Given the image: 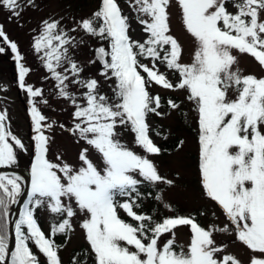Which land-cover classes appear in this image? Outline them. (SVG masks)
<instances>
[{"label": "snow or ice", "instance_id": "6c2138e0", "mask_svg": "<svg viewBox=\"0 0 264 264\" xmlns=\"http://www.w3.org/2000/svg\"><path fill=\"white\" fill-rule=\"evenodd\" d=\"M38 7L37 0H0L9 19ZM65 20L42 19L31 49L45 70L42 79L72 107L71 126L42 113L39 105H52L42 87L26 83L32 69L0 25L19 87L31 98L35 132L14 251L10 215L23 188L19 176L0 175V264H64L66 243L57 237L70 241L77 228L84 246L69 264H243L227 251L230 243L246 250L248 264H264V0H98L87 17ZM84 45L94 56L81 62L75 55ZM244 58L251 68L242 66ZM96 64L102 79L85 76ZM173 116L194 124L200 198L208 205L195 213L181 214L166 199L178 185L153 159L168 152L157 143L168 136L156 118ZM57 128L74 138L75 160L62 150L50 158L55 138L46 133ZM126 133L133 135L131 147ZM185 146L179 139L173 148L179 154ZM27 153L8 109L0 107V169ZM150 197L155 203L146 211ZM215 209L223 224L215 222ZM40 215L51 221L48 233ZM206 216L214 219L204 226L198 217ZM184 228L187 244L177 239ZM217 233L232 240L218 243Z\"/></svg>", "mask_w": 264, "mask_h": 264}, {"label": "rangeland", "instance_id": "374dc122", "mask_svg": "<svg viewBox=\"0 0 264 264\" xmlns=\"http://www.w3.org/2000/svg\"><path fill=\"white\" fill-rule=\"evenodd\" d=\"M75 3V0H37L39 7L35 10H28L23 18L20 20L9 19V13L0 8V25L4 26V31L11 41L18 44L21 53L25 55V66L32 69L29 76L26 78V83L37 87H42L45 91V96L49 99L52 108L44 105H39L42 113L50 120H55L57 123H64L66 126H71L73 111L72 107L67 104L66 101L58 99L55 94L51 91L52 82L45 81L42 78L46 75L41 62L38 57L33 53L31 49L32 37L36 34L34 30L37 29L40 21L49 16H55L56 18L65 17H87L97 7L98 0H79V7L71 9L70 3ZM123 3V0H121ZM20 25H23L21 27ZM71 25L69 24V27ZM178 29V25H176ZM186 48H191L190 41L185 38L184 40ZM91 46H96L95 41H91ZM0 47L5 48V52L0 54V89L7 88V91H0V107L8 109L11 121L12 130L15 134L20 137L28 148L27 154L19 155L21 166L28 169L31 161L34 160V137L35 132L30 120V109L31 98L27 93L19 87V69L15 55L8 48L0 38ZM75 58L78 61L86 62L90 58H93V52L90 51L88 45H84L80 48L79 52L76 53ZM242 66L251 68L252 61L250 58H244L242 60ZM98 66L90 65L86 71L85 76L92 75L96 76ZM97 79H102L96 76ZM105 91L107 87L105 86ZM110 94V93H109ZM162 96L175 95L170 92L162 91ZM54 109V110H53ZM191 116V114H189ZM157 129L163 130L164 134L168 136L167 140L157 138V143L162 147L173 142H178L179 139L186 141V146L182 152L176 154L174 150L168 149V152L164 153L160 157H153L155 162L158 164L162 174H165L170 179H175L178 187L166 193V199L176 207L181 214L188 212L195 213L201 207L208 206L206 201L200 198V186H199V174H198V159H197V138L193 131L194 124L189 127L186 121L181 120L177 116H173L170 119L160 120L156 118ZM54 136V142L52 144V151L49 153L50 158L54 159L53 153L56 150H62L66 154V158L70 161L75 160L78 146L74 143V138L65 131H61L57 128L51 133H46ZM125 142L132 146L133 135L126 133L122 138ZM140 151L139 149H135ZM178 174V175H177ZM22 184V182H21ZM152 198H148L144 202V209L150 210L154 206ZM210 207L215 208L214 205ZM219 220L215 222L217 224H223L226 218L215 209ZM169 214V213H165ZM123 215V213H122ZM124 218H127L126 215ZM128 219V218H127ZM202 225L207 226L212 222L211 217H198ZM42 228L48 233L51 221L47 215H40V221ZM190 233L187 228L181 229L178 233V242L187 244L189 241ZM217 242L232 240L231 236L226 234L217 233ZM66 242V248L62 251L64 263L69 262L70 255L74 250H78L84 246V239L82 233L77 228V233L72 237L70 241ZM227 251L235 254L243 264H248V253L238 243H230Z\"/></svg>", "mask_w": 264, "mask_h": 264}, {"label": "water", "instance_id": "95a60500", "mask_svg": "<svg viewBox=\"0 0 264 264\" xmlns=\"http://www.w3.org/2000/svg\"><path fill=\"white\" fill-rule=\"evenodd\" d=\"M7 174L9 176L16 175L21 178L23 195L20 197V203L18 205L13 206L11 209L10 220L12 221L10 225V251H14L15 247V232L14 225L15 222L19 219L20 212L23 208L24 203L28 200V195L30 192V184H31V174L30 170L24 167H10L0 169V175Z\"/></svg>", "mask_w": 264, "mask_h": 264}, {"label": "trees", "instance_id": "16d2710c", "mask_svg": "<svg viewBox=\"0 0 264 264\" xmlns=\"http://www.w3.org/2000/svg\"><path fill=\"white\" fill-rule=\"evenodd\" d=\"M75 2H77L78 4L75 5L74 2H73V3H70L69 7H71V9H75L76 7H79V8H80V6H78V5H79V4H82V3H79V0H75ZM94 47H95V46H94ZM93 56H94V53H93ZM97 66H98V68H99V65H98V64H97ZM28 103H29V105H31L30 102H28ZM176 143H177V141L168 144V145L166 146V149L174 150L173 146H174ZM32 162H33V161H31V163H32ZM31 163H30V166H31ZM19 166H21L20 160H18V163H17L16 165H14L13 167H19ZM28 169L30 170V167H28ZM22 209H23V208H22ZM21 211H22V210H21ZM126 219H127V218H126ZM128 219H129V218H128ZM43 230H44V229H43ZM49 230H50V228H49ZM48 232H49V231H48ZM46 233H47V232H46ZM65 241H66L65 238L57 237V242H58V243H66ZM34 250H35V249H34ZM64 264H69V262H66V263H64Z\"/></svg>", "mask_w": 264, "mask_h": 264}]
</instances>
